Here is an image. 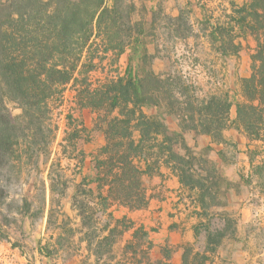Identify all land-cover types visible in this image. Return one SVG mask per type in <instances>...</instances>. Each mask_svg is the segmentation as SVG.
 I'll use <instances>...</instances> for the list:
<instances>
[{
	"label": "trees",
	"instance_id": "1",
	"mask_svg": "<svg viewBox=\"0 0 264 264\" xmlns=\"http://www.w3.org/2000/svg\"><path fill=\"white\" fill-rule=\"evenodd\" d=\"M218 7L219 16L201 8L195 51H207V56L219 60L238 55L248 38L255 42L250 76L240 79L234 120L229 117V94L218 86L216 62L208 63L211 70L204 74V85L202 73L186 75L177 64L172 72H154V61L162 57L158 45L150 52L143 25L133 18L134 0H0V179L3 171L18 174L49 154L53 106L62 102L69 86L78 109L98 114L105 138L95 158L94 187L86 184L80 192L85 203L80 204L79 215L84 219L89 213L88 223L82 222L86 240L93 239L89 232L93 214L105 217L103 233L113 220L112 203L130 210L146 205L142 179L157 174L162 160L183 187L196 192L197 216L203 219L194 234L197 238L204 232V247L186 245L182 264H215L224 234L212 229L211 220H229L211 209L220 205L217 197L226 180L208 159L196 157L184 134L208 136L215 144L226 143L223 133L229 128L243 134L254 143L248 150L249 178L262 181L259 194L264 197V0H229L228 6ZM191 13L180 11L174 24L193 31ZM126 51L127 62L120 71L119 60ZM198 59L194 58V67L203 65ZM107 66L115 68L107 73ZM98 71L105 76L94 80L92 73ZM9 105L21 114L14 118ZM148 108L161 116L146 114ZM163 116L174 118L179 131H168ZM254 223L256 239L264 245V217ZM116 235L112 228L101 237L92 251L98 259L107 260ZM47 250L48 246L40 248L44 256L49 255ZM256 255L259 262L261 253Z\"/></svg>",
	"mask_w": 264,
	"mask_h": 264
},
{
	"label": "rangeland",
	"instance_id": "2",
	"mask_svg": "<svg viewBox=\"0 0 264 264\" xmlns=\"http://www.w3.org/2000/svg\"><path fill=\"white\" fill-rule=\"evenodd\" d=\"M228 2L134 0L136 10L133 18L142 23L151 53H154L158 45L162 58L153 63L155 73L172 72L177 64V68L186 75L202 73L200 84L204 85L207 81L204 74L211 70L208 63L216 62L214 70L218 86L229 94L232 104L229 117L234 120L235 104L240 100V79L249 77L251 73L250 55L255 46L253 38L243 42L244 47L238 55L219 60L207 56V51L193 49L195 38L200 35L197 30L200 25L196 22H201L203 18L201 8L206 6L214 11V16H219V3L228 6ZM235 2L240 3L241 0ZM189 10L192 12L190 23L193 31L173 22L180 11ZM128 55L126 51L120 57V71H123ZM194 58H199L198 62L203 65L194 67ZM112 68L107 66L104 72L109 73ZM104 76L100 71L92 73L94 80L103 79ZM53 107L54 140L49 154L40 157L36 166L23 167L18 174L11 170L3 171L5 177L0 179V264H64L77 253L82 240L95 249L102 237L101 230L106 221L99 213H95L89 222L92 226L89 232L93 239L90 242L86 240L87 231L82 227V222L88 223L89 213L84 214L82 219L79 206L85 203L80 194L84 185L94 187L97 173L95 158L100 149L95 148L96 133L104 137L100 129L103 125L98 123L97 113L76 107L69 86L65 89L62 102L57 101ZM9 110L14 118L21 114L16 106L9 105ZM145 113L161 116V112L155 108L145 109ZM163 118L168 131L175 132L176 120L169 116ZM224 133L231 135L227 137L228 141L225 139L226 143L218 155L224 167H227L229 176L217 170L226 181L221 183V192L217 197L220 205L213 207L211 213L225 214L229 221L223 223L218 218L211 220L212 229L224 234L215 264H264V245L256 239L259 233L254 223L256 218L264 217V197L259 194L262 181L255 177L249 178L248 150L252 149L254 143H250L233 128ZM176 149L182 153L179 147ZM210 149L207 147L198 152L192 151L196 157L208 159ZM68 204L75 208L79 218L68 216ZM204 244L205 234L200 231L194 245L201 250ZM44 246H48V256L40 252ZM258 252L261 253L259 262L256 255Z\"/></svg>",
	"mask_w": 264,
	"mask_h": 264
},
{
	"label": "crops",
	"instance_id": "3",
	"mask_svg": "<svg viewBox=\"0 0 264 264\" xmlns=\"http://www.w3.org/2000/svg\"><path fill=\"white\" fill-rule=\"evenodd\" d=\"M175 131H179L178 126ZM231 134L224 133L226 141ZM184 139L194 152L211 147L208 160L216 165L217 170L229 176L227 167H224L218 155L223 144L212 143L208 136L194 133H185ZM103 145V135L96 133L95 148ZM142 183L146 194L144 207L130 210L117 203L110 206L113 220L102 236L112 228L116 229L117 235L107 260L105 256L98 259L92 252L94 248H89L87 242L82 240L77 253L64 264H182L183 248L194 245V228L203 221L197 216L199 206L195 201L196 192L183 187L162 160L158 173L143 177ZM67 213L70 217L79 218L72 205H67ZM116 221L119 223L116 224Z\"/></svg>",
	"mask_w": 264,
	"mask_h": 264
}]
</instances>
